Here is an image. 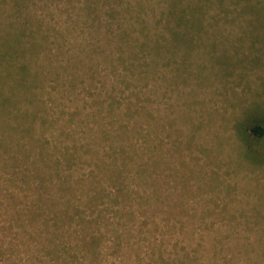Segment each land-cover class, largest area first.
Returning a JSON list of instances; mask_svg holds the SVG:
<instances>
[{"label": "rangeland", "instance_id": "374dc122", "mask_svg": "<svg viewBox=\"0 0 264 264\" xmlns=\"http://www.w3.org/2000/svg\"><path fill=\"white\" fill-rule=\"evenodd\" d=\"M18 23L70 58L0 115V264L264 263V165L234 128L264 113V0H0V32ZM111 143L149 161L118 188L94 164Z\"/></svg>", "mask_w": 264, "mask_h": 264}, {"label": "trees", "instance_id": "16d2710c", "mask_svg": "<svg viewBox=\"0 0 264 264\" xmlns=\"http://www.w3.org/2000/svg\"><path fill=\"white\" fill-rule=\"evenodd\" d=\"M46 35L45 31L35 27H27L23 23L11 25L3 33L0 32V115L5 118H8V116L15 118V115L18 114L13 112L9 106L13 98H16L19 102L32 104L31 102H33L32 100L35 96L34 90L42 87L44 72H57V66L53 65V62H58L59 55L66 57L64 58L66 60L70 58V55L67 54L68 51L62 49L60 45L53 44L55 47L52 49V45L43 40ZM133 45L130 48L135 50L133 54H136L137 47L140 49L144 47V44H136V49H134ZM155 48L160 47L152 46L151 50H155ZM110 62L113 66L119 65L130 76L136 77L138 75V78H140L142 73L145 78H150L152 65L155 64L153 60L139 59L136 56H132L131 59L114 56V60ZM35 114L36 112L28 111L24 113V118L25 116H30L32 119ZM245 114L246 116L242 120L236 122L234 126L235 134L246 160L253 165L262 166L264 165V113H261L257 105L254 104L250 112L248 111L247 113L246 110ZM147 117L150 118V113H147ZM160 125L162 126V124ZM0 147H3L1 138ZM107 149L108 151L105 153L102 151L104 156H106L104 161H102V166H100V160L94 164L100 173H106L105 178L107 177L106 179L111 182L110 184H114L117 188L119 185L117 174L128 173L136 169L142 172L145 165L149 162L142 161L137 166L131 165L127 167L126 157L123 156V147H117L111 143L107 146ZM142 154L143 152L140 153V155ZM95 160H98V157H95ZM109 167L112 168L110 169ZM142 183L145 184V182ZM36 213V211L29 213L27 215L28 219L37 218ZM78 233L83 246L92 248L96 244V235H90L91 232L87 235L85 232ZM195 244L200 246L201 243L196 240ZM191 251L192 254H185L176 264H198V261L200 263L199 253L196 252L195 247H191ZM159 261L162 264H167V261L163 260L162 256L158 254L155 262L158 263Z\"/></svg>", "mask_w": 264, "mask_h": 264}]
</instances>
